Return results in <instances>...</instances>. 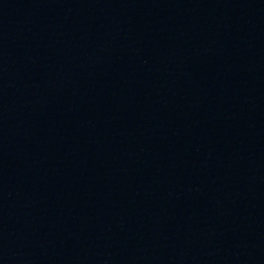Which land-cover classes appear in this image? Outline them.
<instances>
[{
    "label": "water",
    "instance_id": "1",
    "mask_svg": "<svg viewBox=\"0 0 264 264\" xmlns=\"http://www.w3.org/2000/svg\"><path fill=\"white\" fill-rule=\"evenodd\" d=\"M0 264H264V0H0Z\"/></svg>",
    "mask_w": 264,
    "mask_h": 264
}]
</instances>
